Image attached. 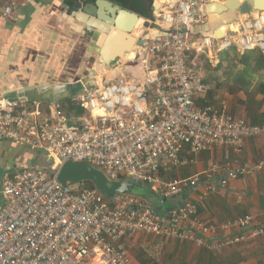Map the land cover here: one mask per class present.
Listing matches in <instances>:
<instances>
[{
    "label": "built area",
    "instance_id": "2783aa9c",
    "mask_svg": "<svg viewBox=\"0 0 264 264\" xmlns=\"http://www.w3.org/2000/svg\"><path fill=\"white\" fill-rule=\"evenodd\" d=\"M226 2L154 0L159 8L145 37L157 33L140 47L142 76L126 75L124 61L116 59L112 79L73 95L86 109L79 121L69 120L60 105L46 115L37 102L28 108L20 99L0 98V139L23 142L52 160L46 170L21 169L4 179L0 264H129L128 241L140 232L214 251L264 236L256 215L210 224L185 198L200 186L202 197L227 188L224 174H237L232 163L212 161L192 176L166 177L200 152L216 146L241 152L248 138H264V121L252 123L226 104L198 103L208 88L189 55L193 65L198 55L217 65L219 54L233 49L264 52V10L236 24H213L209 5ZM15 8L9 1L3 15L16 20ZM206 23L211 26L203 29ZM68 160L88 162L113 179L147 183L160 203L135 193L110 199L87 182L64 184L57 171ZM236 227L246 231L214 239L218 230Z\"/></svg>",
    "mask_w": 264,
    "mask_h": 264
},
{
    "label": "crops",
    "instance_id": "0c3cea01",
    "mask_svg": "<svg viewBox=\"0 0 264 264\" xmlns=\"http://www.w3.org/2000/svg\"><path fill=\"white\" fill-rule=\"evenodd\" d=\"M9 1L0 0V98L20 99L28 108H33L37 102L46 115L60 105L69 120L79 121L86 109L72 99L77 92L72 91L70 84L78 80L87 84L93 79L110 80L114 77L115 62L100 66V48H96V40L103 32H92L88 28L89 17L77 8V5L86 7L96 0H15L16 20L3 15ZM110 1L121 6V0ZM242 1L245 0H239ZM224 14L232 16L228 19L232 24L238 22V15L231 10L217 15L220 17L217 20L212 17L211 22L226 23L227 16L221 18ZM139 16L146 20V24H141L136 33L131 34L142 38L148 28L153 27L154 15ZM210 26L211 23H206L203 29ZM104 35L107 37L108 33L104 32ZM129 56L130 52L124 57ZM124 63L126 75L142 76L139 59ZM257 84V80L253 81L247 91L221 87L210 104H226L233 114L262 123L264 95L258 93L250 97ZM206 94L200 99H205ZM245 143L241 152L229 146H216L211 151L200 152L191 165L166 174V177H189L206 169L212 161L224 165L232 163L231 170H237V174L234 177L224 174L228 186L220 193L202 197L205 188L200 186L185 194L186 199L198 204L199 216L207 223L220 225L253 214L259 223L264 224V138L251 137ZM47 159L44 152L23 142L0 139V196L7 176L21 169L46 168ZM242 231L246 229L218 230L214 239ZM128 255L129 264H264V236L214 251L192 241L164 239L140 232L128 241Z\"/></svg>",
    "mask_w": 264,
    "mask_h": 264
},
{
    "label": "water",
    "instance_id": "95a60500",
    "mask_svg": "<svg viewBox=\"0 0 264 264\" xmlns=\"http://www.w3.org/2000/svg\"><path fill=\"white\" fill-rule=\"evenodd\" d=\"M145 1H147L149 11L154 12L155 9L159 8V5L154 3V0ZM213 4L220 6L217 9L218 11L212 10L216 16L231 10L241 18L242 14H252L256 10H264V0H245L244 2L228 0L225 4L211 3L209 5L210 9ZM77 8L89 17L88 28L92 32L96 30L103 32L99 34L96 40V48H100V66H110L116 59H122L125 62L135 61L138 57H141L140 47L145 45L155 35L152 30L149 32L150 38L133 36L131 33L137 21L142 19L143 24H146V20L140 17L138 13L129 11V9L123 8L110 0H96L88 3L86 7L77 5ZM224 22L228 23L229 20L224 19ZM104 32L108 33L107 37H105ZM133 44H135L134 47ZM128 52H130L131 56L123 57ZM93 74L95 76V70H93ZM112 74H115V69ZM95 82L96 80L93 79L89 83L84 84L82 80H78L70 84V88L74 92H81L85 88L93 86ZM51 163L52 160L48 158L44 166L48 167ZM57 179L64 184L76 182L92 183L102 194L110 199H115L121 193H135L143 196L152 195V189L149 184L130 177L113 179L97 166L85 161L68 160L64 162L57 171Z\"/></svg>",
    "mask_w": 264,
    "mask_h": 264
},
{
    "label": "trees",
    "instance_id": "16d2710c",
    "mask_svg": "<svg viewBox=\"0 0 264 264\" xmlns=\"http://www.w3.org/2000/svg\"><path fill=\"white\" fill-rule=\"evenodd\" d=\"M121 6L126 9H132L133 12L140 14L141 16L150 17L154 14L148 10V4L145 0H121ZM226 14L221 16L224 18ZM214 19L220 18L219 16L214 15ZM225 59L228 60L225 69V76L224 79H221L218 76L219 70L222 67V60L221 63L217 65H213L209 59L205 56L198 55L196 59V64L193 65L191 60L193 59V54L189 55L188 63L200 74L201 65L200 63L202 60H206L207 64L211 67L214 71H216L217 76H215L216 84H213V79L208 76V74L201 76L202 81L207 85L208 93L206 94L205 99H199L198 103L200 105H207L213 102V98L215 96V92L217 89L221 87H228L230 90L238 91V90H245L247 91L253 84V81L257 80L258 84L256 87L252 88V93L250 97H255L258 93H262L264 95V52L259 47L253 48L240 54L235 49L225 52ZM201 75V74H200ZM224 80V82L222 81ZM264 102V98H263ZM81 109V108H80ZM83 113V108L81 111ZM251 121V120H250ZM252 123H256L255 121H251ZM36 169L39 170H46L47 167H37ZM89 186H94L92 183H87ZM153 192L152 195L153 196ZM151 196H146L147 198H151ZM151 200V199H150Z\"/></svg>",
    "mask_w": 264,
    "mask_h": 264
},
{
    "label": "rangeland",
    "instance_id": "374dc122",
    "mask_svg": "<svg viewBox=\"0 0 264 264\" xmlns=\"http://www.w3.org/2000/svg\"><path fill=\"white\" fill-rule=\"evenodd\" d=\"M244 15H248V13H246V14H244ZM150 16H151V15H150ZM226 16H227V19H232V16H231V15L227 14ZM225 54H226L225 52L219 54V55H221V57H222L223 60H224V62L222 63V67L220 68L219 73H218V76H219L221 79H223L224 76H225V74H224V72H225L224 66H226V64H228V63H227L228 60L225 59ZM207 63H208V62H206V60H202V62L200 63V65H201V71H200V74H201V76H204V75L208 74V76H209L210 78L213 79V84H211L210 86H213V85L216 84V83H215V82H216V80H215V76H217V73H216V71H214V70L212 69V66L210 67ZM129 75H131V74H129ZM222 81L224 82V80H222ZM224 87H225V86H224ZM49 166H50V165H49ZM48 168H49V167H48ZM48 168H47V169H48ZM150 199H151L154 203H156V204H159V203H160V198H159V197H156L155 195L151 196ZM3 202H4V200H3V196L1 195V196H0V204H2Z\"/></svg>",
    "mask_w": 264,
    "mask_h": 264
},
{
    "label": "bare ground",
    "instance_id": "6f19581e",
    "mask_svg": "<svg viewBox=\"0 0 264 264\" xmlns=\"http://www.w3.org/2000/svg\"><path fill=\"white\" fill-rule=\"evenodd\" d=\"M156 4L159 5V3H156ZM155 6L157 7V5H155ZM218 7H220V6H219V5H216V4H213L211 10L218 11V10H217ZM228 12H229V11H228ZM255 14H257V12H255ZM245 16H247V15L242 14L241 18H244ZM219 20H220V19H219ZM142 21H143L142 19H139V20L137 21V23H136V25H135V27H134V29H133L132 34H135L136 31H137V28H138L141 24H143ZM220 31H221V33H222V29L217 31V33H218L219 35L221 34ZM152 32H153V34H154V33H157L155 30L152 31ZM128 53H129V52H128ZM125 55H126V54H124V56H125ZM124 56H123V57H124Z\"/></svg>",
    "mask_w": 264,
    "mask_h": 264
}]
</instances>
